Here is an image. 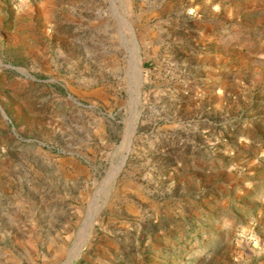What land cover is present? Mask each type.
<instances>
[{
  "label": "rangeland",
  "instance_id": "1",
  "mask_svg": "<svg viewBox=\"0 0 264 264\" xmlns=\"http://www.w3.org/2000/svg\"><path fill=\"white\" fill-rule=\"evenodd\" d=\"M0 264H264V0H0Z\"/></svg>",
  "mask_w": 264,
  "mask_h": 264
},
{
  "label": "crops",
  "instance_id": "2",
  "mask_svg": "<svg viewBox=\"0 0 264 264\" xmlns=\"http://www.w3.org/2000/svg\"><path fill=\"white\" fill-rule=\"evenodd\" d=\"M14 3L15 2H21L22 0H12ZM17 4H19V3H17Z\"/></svg>",
  "mask_w": 264,
  "mask_h": 264
}]
</instances>
